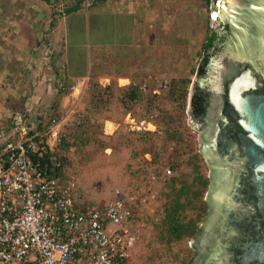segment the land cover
Here are the masks:
<instances>
[{"label":"rangeland","instance_id":"obj_1","mask_svg":"<svg viewBox=\"0 0 264 264\" xmlns=\"http://www.w3.org/2000/svg\"><path fill=\"white\" fill-rule=\"evenodd\" d=\"M75 3L0 0V72L5 70L10 83L8 98L0 100V145L18 138L23 128L33 133L53 125L63 136L55 149L62 178L77 184L79 199L103 206L117 188L134 201L147 197L133 224L135 244L124 264H188L195 255L189 249L192 238L169 239L162 221L172 188L190 183L198 173L207 178L197 133L187 126L185 111L203 45L223 29L219 18L211 19L218 7L214 0L124 2L120 12H132L131 20L149 31L152 64L135 86L119 81L112 87L67 76L64 53L74 60L85 56L100 37L97 29L109 22L99 24L102 19L90 13L99 8L91 7L92 0H82L74 15H65ZM68 21L65 45L59 24L68 26ZM121 31L118 38L131 39L130 25ZM162 63L165 69L159 72ZM38 86L43 89L36 90ZM128 88L137 90L134 99ZM196 214L187 212L192 218Z\"/></svg>","mask_w":264,"mask_h":264},{"label":"water","instance_id":"obj_2","mask_svg":"<svg viewBox=\"0 0 264 264\" xmlns=\"http://www.w3.org/2000/svg\"><path fill=\"white\" fill-rule=\"evenodd\" d=\"M219 1L222 44L207 73H195L185 111L208 180L188 264H264V0ZM198 91L208 103L205 129L190 112Z\"/></svg>","mask_w":264,"mask_h":264},{"label":"built area","instance_id":"obj_3","mask_svg":"<svg viewBox=\"0 0 264 264\" xmlns=\"http://www.w3.org/2000/svg\"><path fill=\"white\" fill-rule=\"evenodd\" d=\"M62 137L23 128L0 145V264H124L134 247L147 197L117 188L103 206L79 199L55 157Z\"/></svg>","mask_w":264,"mask_h":264},{"label":"crops","instance_id":"obj_4","mask_svg":"<svg viewBox=\"0 0 264 264\" xmlns=\"http://www.w3.org/2000/svg\"><path fill=\"white\" fill-rule=\"evenodd\" d=\"M131 1L107 0L105 3L98 5L99 8H97L98 6L92 7L97 9L90 13H96L102 19L99 24H102L103 20H107L110 23L105 22L97 29L100 37L95 38L96 41H94L93 47L90 48L85 56L74 60L69 52L64 53L69 79L85 80L89 78L112 87H118L119 84L117 83L119 81H126V83L141 81L139 79L145 75L152 64L150 62L152 56L149 54L151 52L148 49V42L151 38L147 28H143L144 32L140 30L143 24L131 20L132 12L126 10L120 12L123 7L122 4L124 2L130 4ZM72 14L74 15L75 13ZM67 25L59 24L61 30L64 31L61 33L65 38V45L66 39L70 37L71 22L68 21ZM128 25L131 26L132 30L131 39L124 42L117 35L122 32L121 28ZM108 34L110 36L113 34V37L110 39L103 37ZM162 65L163 68L159 72H164V64L162 63ZM0 74L3 75L0 76V100H6L10 92V83L5 80V70H2ZM121 86L126 87L125 84ZM41 88V86H38L36 90L39 91ZM75 88L65 98L68 100L73 99ZM37 98V94H35L32 99L36 100ZM129 114L130 112H127L126 116Z\"/></svg>","mask_w":264,"mask_h":264},{"label":"trees","instance_id":"obj_5","mask_svg":"<svg viewBox=\"0 0 264 264\" xmlns=\"http://www.w3.org/2000/svg\"><path fill=\"white\" fill-rule=\"evenodd\" d=\"M106 1L107 0H92L91 7H96ZM44 2L49 4V0H44ZM81 3L82 0H76L73 6L65 10V15L76 13L80 9ZM219 41V38L216 36H211L203 45L204 55L195 72L199 78L207 73L212 56L219 51L220 47L216 46V43ZM210 50L213 52L211 53ZM128 90L131 95H134L131 97L134 99L137 90L133 88H128ZM185 94L186 93H184V98ZM191 100H193V106L196 108L195 112L199 113L206 102L205 93L203 91L195 92ZM48 160L49 155L44 158L45 162H48ZM60 163L63 169L62 162ZM172 182H174V180H172ZM207 186V178H204L198 173L197 177L190 183L184 182L181 183L179 188H172L171 193L173 197L170 203L164 207V218L162 221V225L169 239L180 241L183 238H193L195 236L206 213V204L203 198ZM192 210L197 213L194 218L187 216V212Z\"/></svg>","mask_w":264,"mask_h":264},{"label":"flooded vegetation","instance_id":"obj_6","mask_svg":"<svg viewBox=\"0 0 264 264\" xmlns=\"http://www.w3.org/2000/svg\"><path fill=\"white\" fill-rule=\"evenodd\" d=\"M221 44H222V42L221 41H219V42H217L216 43V46H218V47H221ZM198 92H200V91H198ZM193 96V95H192ZM192 98V97H191ZM208 103H206L205 102V104L203 105V108H202V110L198 113V112H195L196 110V108L193 106V100H190V112H191V114H192V116H193V118L195 119V120H197V121H199L200 122V124H201V127H202V129H205V125H206V118H207V109H208ZM208 187V186H207ZM207 190V189H206ZM206 193V192H205ZM204 197H205V195H204ZM203 201H204V198H203ZM205 203V202H204ZM207 214V206H206V213H205V215ZM205 217V216H204ZM204 217H203V219H204ZM203 219H202V221H203ZM201 221V222H202ZM201 224V223H200ZM200 226V225H199ZM199 229V228H198ZM198 231V230H197ZM196 234H197V232H196ZM195 234V235H196ZM195 237V236H194ZM193 237V238H194Z\"/></svg>","mask_w":264,"mask_h":264},{"label":"bare ground","instance_id":"obj_7","mask_svg":"<svg viewBox=\"0 0 264 264\" xmlns=\"http://www.w3.org/2000/svg\"><path fill=\"white\" fill-rule=\"evenodd\" d=\"M225 1H228V0H225ZM224 3V2H223ZM222 2H218V4H217V6H218V8H219V6L221 5V4H223ZM217 18H218V12L216 11H214V12H212V17H211V19L213 20V21H215V20H217Z\"/></svg>","mask_w":264,"mask_h":264}]
</instances>
